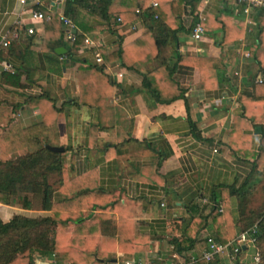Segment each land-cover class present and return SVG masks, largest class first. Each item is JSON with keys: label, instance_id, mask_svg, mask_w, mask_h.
<instances>
[{"label": "crops", "instance_id": "obj_1", "mask_svg": "<svg viewBox=\"0 0 264 264\" xmlns=\"http://www.w3.org/2000/svg\"><path fill=\"white\" fill-rule=\"evenodd\" d=\"M63 2L33 0L23 6L19 0H0V35L17 25L36 30L32 36L23 32L19 41L12 43L24 49V42L31 39L29 50L34 59L29 76H21V88L4 85L0 78V102L10 108L22 128H28L42 121L44 111L42 106H32L31 100L47 95L54 108H61L56 124L60 147L67 149L61 162L68 179L95 172L99 189L115 201L85 224L91 227L94 243L102 236L120 239L122 244L105 249L103 256L108 259L100 263L95 262L94 251L84 245L80 251L86 264H179L191 256L199 257L209 238L220 244V231L230 237L221 245H232L242 231L238 199L229 194L221 197L220 188H240L245 183L264 136V45L257 41L261 10L250 16L256 25L249 26L235 0H201L193 13L184 7L176 40L164 39V45H155L157 58L139 63L138 72L124 69L119 61L98 66L93 54L125 47L148 30L143 0H136V19L129 23L121 24L120 18L104 24L93 20L87 34L76 26L91 44H83L75 59L101 67L112 83V94L106 100L107 126H102L98 110L72 104L78 98L77 64L65 57L56 65L46 62L41 51L44 25L32 22L27 12L43 8L60 16ZM152 3L157 4L156 0L149 4L155 9L158 5L152 7ZM218 15H230L231 24L241 29L242 35L221 44L219 29L204 30L202 39L195 41L191 33L199 17L203 26ZM176 25L171 23L173 29ZM177 55L213 59L217 65L206 67L189 60L179 63ZM10 59L20 65L18 59ZM161 66L170 71L175 85L169 86L181 90V98L157 103L143 90V74ZM196 66L203 71L202 79ZM90 125L100 127L92 143ZM61 199L56 193L54 201ZM14 216L36 219L48 217L50 212L0 204V221L8 223ZM198 219H206V226L196 234L193 247L179 253L175 242L182 238L184 228ZM253 255V249L246 247L235 261L223 254L213 262L196 264H252ZM38 257L36 254L34 260ZM39 260L42 264H71L63 252Z\"/></svg>", "mask_w": 264, "mask_h": 264}, {"label": "trees", "instance_id": "obj_2", "mask_svg": "<svg viewBox=\"0 0 264 264\" xmlns=\"http://www.w3.org/2000/svg\"><path fill=\"white\" fill-rule=\"evenodd\" d=\"M150 1L143 0L142 5L146 8L143 19L148 30L133 43L111 53L106 49H100L99 53L105 64L119 61L124 69L138 72L139 63L157 58L156 46L164 45V39L176 40V33L181 30L178 21L183 8L189 7L193 13L201 2L156 0L158 6L152 9L149 7ZM136 8V0H64L62 14L83 34H87L89 32L87 28L91 27L93 20L99 24L107 23L112 18H120L121 24L135 20ZM38 11L49 17L48 21L43 22L44 37L41 45L43 58L50 65H56L57 60L64 57L77 64L78 98L72 104L98 110L100 125L107 126L106 100L112 94L111 80L103 73L101 67L75 59V53L84 44L82 36H79L73 45L67 46L63 40L59 16L43 8H39ZM155 15L157 19H154ZM230 18V15L214 16L209 23L206 21L203 24L204 30L207 32L219 29L222 32L221 44L236 40L242 35V31L231 24ZM257 18L259 19L257 41L260 46L264 45V10H261ZM172 22L178 25L174 26V29L171 26ZM30 44L31 39H28L24 42V49L12 44L5 54L3 51L0 52V59L6 60L12 69V72H3L0 75L2 84L21 88V76L22 74L29 76L30 62L34 59L33 52L29 50ZM59 48L66 50L61 56L55 52ZM10 58L18 59L20 65L13 64ZM176 58L179 63L189 60L195 65L203 63L206 67L217 65L213 59L184 58L180 55ZM199 70L202 79L201 67ZM170 77V71L164 70L161 66L143 74L142 88L157 103L174 101L181 98L183 92L171 89L175 84ZM30 104L34 107H44L42 121L34 126L22 128L12 116L10 108L4 102H0V204L47 211L50 212V216L36 219L14 216L8 223L0 221V264H34L36 254L48 258L61 252L67 255L71 264H86L87 259L80 251L84 245L94 251L96 263L107 260L108 258L103 256V251L114 249L117 244L121 245L122 240L101 236L95 239L94 243L90 233L91 227L85 224V220L91 219L95 212H106L109 209L108 204L112 205L115 201L108 199L106 193L99 189L97 179L94 178L95 172L68 179L67 168L61 162V156L67 149L62 153H53L46 148L60 147L56 117L61 108H54L45 94L32 99ZM99 129L100 127L90 125V143ZM262 132L264 133V130ZM56 193L62 196L61 200L54 201ZM220 193L221 197L225 194L237 197L238 224L242 231H248L255 226L254 248L260 257L258 264H264V136L245 183L240 188L221 187ZM257 194L260 200L253 207L252 199ZM216 197L214 193L213 199ZM214 215V218L218 216L216 213ZM121 226L120 230L123 229ZM205 226L206 219L191 221L184 228L182 238L175 242L176 250L180 253L192 248L196 234ZM84 232L86 235L80 239ZM88 235L91 238H88ZM229 238L225 231L217 233V241L220 244H226Z\"/></svg>", "mask_w": 264, "mask_h": 264}, {"label": "built area", "instance_id": "obj_3", "mask_svg": "<svg viewBox=\"0 0 264 264\" xmlns=\"http://www.w3.org/2000/svg\"><path fill=\"white\" fill-rule=\"evenodd\" d=\"M33 0H19L21 5H26L28 2ZM207 1V0H204ZM238 9L247 17V24L249 26H255V21L250 18L256 11L264 10V0H235ZM156 3H152V7H156ZM29 18L34 23H43L49 20V17H45L41 12L29 9L28 11ZM156 18V17H155ZM59 20L63 26V34L64 40L69 45H73L77 38L80 36V32L76 25L68 18L64 17L63 14L59 16ZM119 21V20H118ZM203 18L199 17L197 22L194 24L192 29L191 36L195 41H200L204 34V29L202 26ZM23 32L26 33L27 36H32L36 33V30L33 28L25 29L19 25L8 33L0 35V52L3 51L4 54L8 47L14 42L19 41ZM91 41L88 37H84V45H90ZM94 62L98 66L104 65L103 59L98 52H94L93 54ZM3 72H12L10 65L6 62V60L0 59V75ZM117 77H121V74L117 75ZM258 83H261V80H257ZM255 233V226L252 227L248 231H241L240 234L233 241L232 245H221L216 243L213 239H207V249L201 253L199 257H189L186 260H183L179 264H196L198 261H204L206 263L213 262L220 255L226 254L230 261H235L237 256L242 252L243 248L251 247L254 251V255L252 257V264H258L260 257L257 251H255V239L253 237ZM229 246L231 247V251H229ZM40 257L35 258V264H42L39 260ZM130 264V263H126Z\"/></svg>", "mask_w": 264, "mask_h": 264}, {"label": "water", "instance_id": "obj_4", "mask_svg": "<svg viewBox=\"0 0 264 264\" xmlns=\"http://www.w3.org/2000/svg\"><path fill=\"white\" fill-rule=\"evenodd\" d=\"M55 52H56L57 55L61 56L62 54H64L65 49L64 48H59ZM256 131L260 132L259 129H256ZM46 148L49 151L53 152V153H62L64 151V149L62 147H50V146H47Z\"/></svg>", "mask_w": 264, "mask_h": 264}, {"label": "rangeland", "instance_id": "obj_5", "mask_svg": "<svg viewBox=\"0 0 264 264\" xmlns=\"http://www.w3.org/2000/svg\"><path fill=\"white\" fill-rule=\"evenodd\" d=\"M259 200H260V197H259V195L257 194V195H255V197L252 199V201H253V207L259 202ZM34 264H35V260H34Z\"/></svg>", "mask_w": 264, "mask_h": 264}]
</instances>
